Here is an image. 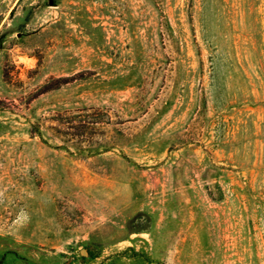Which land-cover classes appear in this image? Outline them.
<instances>
[{
	"label": "rangeland",
	"instance_id": "obj_1",
	"mask_svg": "<svg viewBox=\"0 0 264 264\" xmlns=\"http://www.w3.org/2000/svg\"><path fill=\"white\" fill-rule=\"evenodd\" d=\"M0 264H264V0H0Z\"/></svg>",
	"mask_w": 264,
	"mask_h": 264
},
{
	"label": "water",
	"instance_id": "obj_2",
	"mask_svg": "<svg viewBox=\"0 0 264 264\" xmlns=\"http://www.w3.org/2000/svg\"><path fill=\"white\" fill-rule=\"evenodd\" d=\"M86 252V250L85 249H82V253H85Z\"/></svg>",
	"mask_w": 264,
	"mask_h": 264
}]
</instances>
